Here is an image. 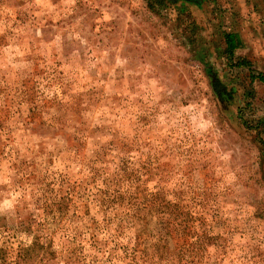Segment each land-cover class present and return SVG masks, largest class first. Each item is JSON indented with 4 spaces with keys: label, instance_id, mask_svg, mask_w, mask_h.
Masks as SVG:
<instances>
[{
    "label": "rangeland",
    "instance_id": "1",
    "mask_svg": "<svg viewBox=\"0 0 264 264\" xmlns=\"http://www.w3.org/2000/svg\"><path fill=\"white\" fill-rule=\"evenodd\" d=\"M148 2L0 0V264H264V0Z\"/></svg>",
    "mask_w": 264,
    "mask_h": 264
},
{
    "label": "trees",
    "instance_id": "2",
    "mask_svg": "<svg viewBox=\"0 0 264 264\" xmlns=\"http://www.w3.org/2000/svg\"><path fill=\"white\" fill-rule=\"evenodd\" d=\"M147 1H149L148 2L149 8L151 10L155 11L157 9L156 4H160V6H162V4L164 2H165V4H167V1H170V0H147ZM199 2H201V1H199ZM225 41H226V51L230 57L233 56L234 53L236 52L235 50L242 45L241 37L239 36L238 33H235V32H226ZM199 51L201 52L200 57L204 58V55H206L207 52L203 51L202 49H200ZM250 71L252 72V69ZM259 77L261 79H263L261 74H259ZM15 85H17V83ZM9 87L11 90V88H12L11 85ZM14 88L15 89L12 90L10 92L11 94L9 95L8 100L10 102H8V104L7 103L2 104V105L0 104V111L4 112L3 110L8 109L7 110L8 112H6L7 114L4 115V119H2V117L0 118V126H3V130L0 129V139L2 140V142H0V145L3 144L4 149L11 146V144H12L11 143V137L13 135V130H12V126L10 128L9 125H11L12 123H15L16 119H17V117L13 115L17 106H12V103L14 102V96H16V92H17V87L15 86ZM11 96H12V100H11ZM33 111H35L34 106H33ZM34 115H37V113L33 112L32 116L25 117L26 119L21 120V123L23 122L26 124H30V122L32 120L31 117H33ZM5 125L8 126L7 127L8 132L4 131Z\"/></svg>",
    "mask_w": 264,
    "mask_h": 264
}]
</instances>
